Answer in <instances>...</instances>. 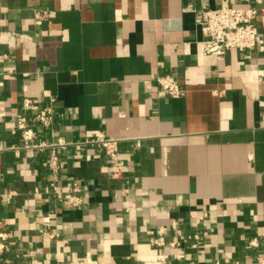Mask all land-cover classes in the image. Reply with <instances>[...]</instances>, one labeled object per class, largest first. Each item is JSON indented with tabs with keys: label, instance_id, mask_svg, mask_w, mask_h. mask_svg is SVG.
Returning a JSON list of instances; mask_svg holds the SVG:
<instances>
[{
	"label": "crops",
	"instance_id": "obj_1",
	"mask_svg": "<svg viewBox=\"0 0 264 264\" xmlns=\"http://www.w3.org/2000/svg\"><path fill=\"white\" fill-rule=\"evenodd\" d=\"M225 1L255 6L264 33V0H0L2 264H264V44L205 54L186 9ZM46 106L51 127L34 118ZM18 113L37 141L69 143L58 180L81 205L52 191ZM95 129L118 161L85 143Z\"/></svg>",
	"mask_w": 264,
	"mask_h": 264
},
{
	"label": "built area",
	"instance_id": "obj_2",
	"mask_svg": "<svg viewBox=\"0 0 264 264\" xmlns=\"http://www.w3.org/2000/svg\"><path fill=\"white\" fill-rule=\"evenodd\" d=\"M195 14L196 24L200 27L203 35V52L205 54H224L231 49H237L247 56L258 46L264 44V33L256 25L258 10L251 4L237 6L229 1L223 2L218 7H210L202 4L199 7L190 5L186 8ZM17 33H9V35ZM25 37L24 34H18ZM160 89L172 97H179L185 94V89L180 84L178 78L172 74L160 75L157 77ZM24 107L34 106L31 98L23 99ZM58 113L51 106L41 108L34 116L35 120L45 127L54 125L58 118ZM16 125L22 140V147L27 149L48 150L47 166L54 175V180L50 186L61 201L70 207H76L83 203L81 187L76 181H68L61 186L58 180L60 168V151L69 143L59 138L51 142L37 141V132L30 125L26 113H18ZM92 145L101 147L105 155L112 161H118L120 155L119 139L108 136L104 131L95 129L92 136L85 141ZM18 148V147H14ZM195 238L199 239L198 235ZM8 231L0 229V264L4 252L8 248ZM194 245H197L194 244ZM215 264H241L239 261L224 263L217 261Z\"/></svg>",
	"mask_w": 264,
	"mask_h": 264
}]
</instances>
